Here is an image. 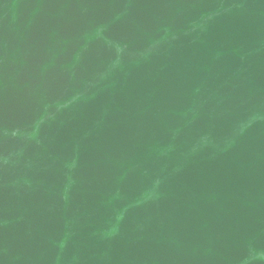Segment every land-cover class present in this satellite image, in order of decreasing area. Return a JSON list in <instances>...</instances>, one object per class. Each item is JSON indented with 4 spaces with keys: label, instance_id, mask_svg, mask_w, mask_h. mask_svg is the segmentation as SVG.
Listing matches in <instances>:
<instances>
[{
    "label": "water",
    "instance_id": "95a60500",
    "mask_svg": "<svg viewBox=\"0 0 264 264\" xmlns=\"http://www.w3.org/2000/svg\"><path fill=\"white\" fill-rule=\"evenodd\" d=\"M0 264H264V0H0Z\"/></svg>",
    "mask_w": 264,
    "mask_h": 264
}]
</instances>
